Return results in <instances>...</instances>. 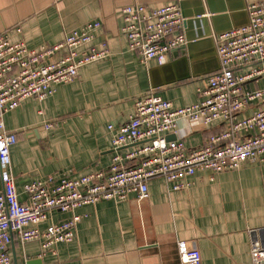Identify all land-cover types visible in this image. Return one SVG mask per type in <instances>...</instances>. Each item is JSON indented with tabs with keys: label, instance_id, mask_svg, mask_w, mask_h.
I'll list each match as a JSON object with an SVG mask.
<instances>
[{
	"label": "crops",
	"instance_id": "1",
	"mask_svg": "<svg viewBox=\"0 0 264 264\" xmlns=\"http://www.w3.org/2000/svg\"><path fill=\"white\" fill-rule=\"evenodd\" d=\"M261 1L0 0V34L6 33L12 42L40 49L99 22L91 47L110 51L109 58L81 68L74 82L56 86L52 97L27 99L4 115L7 130L18 134L11 170L20 200H27L25 187L36 180L106 171L115 155L116 134L108 125L114 123L117 129L127 123L137 99L152 92L176 108L198 103L204 79L220 69L209 34L247 24L248 5ZM137 4L182 8L188 43L168 54L163 64H144L129 49L122 9ZM47 124L52 127L46 129ZM220 130L218 124L206 128L180 119L167 138L183 139L189 149H197ZM140 146L129 144L118 152L125 156ZM190 181L188 189L173 191L158 177L149 182L143 201L131 195L121 203L101 201L79 208L76 213L87 217L79 223L75 240L59 245L58 255L44 254L36 241L21 245L14 238L13 264H180L179 240L196 247L203 264H252L253 234L257 232L264 244V163H246L215 175L197 172ZM69 217L55 211L41 229Z\"/></svg>",
	"mask_w": 264,
	"mask_h": 264
},
{
	"label": "built area",
	"instance_id": "2",
	"mask_svg": "<svg viewBox=\"0 0 264 264\" xmlns=\"http://www.w3.org/2000/svg\"><path fill=\"white\" fill-rule=\"evenodd\" d=\"M247 13V24L212 34L220 69L204 79L198 103L176 108L152 92L137 99L127 123L117 129L114 123L108 125L116 134L115 155L106 171L59 181L53 176L36 180L25 187L26 201L19 198L11 170V149L18 134L7 130L4 115L27 99L52 97L56 86L74 82L81 68L109 58L110 51L91 47L99 22L40 49L0 34V264H13L14 238L21 245L36 241L44 254L58 255L59 245L72 243L79 223L87 217L76 213L79 208L101 201L121 203L131 195L143 201L155 178H164L173 191H184L197 172L215 175L246 163H264V1L248 5ZM122 18L129 49L144 64L154 60L163 64L168 54L188 43L178 4L152 9L127 6ZM180 119L206 128L218 124L221 130L200 148L189 149L183 139L167 138L176 132ZM136 143L141 146L125 156L119 154L123 146ZM55 211L70 217L41 229ZM177 252L180 264H203L200 251L187 241H177ZM250 253L252 264H264V244L258 239L252 241Z\"/></svg>",
	"mask_w": 264,
	"mask_h": 264
},
{
	"label": "water",
	"instance_id": "3",
	"mask_svg": "<svg viewBox=\"0 0 264 264\" xmlns=\"http://www.w3.org/2000/svg\"><path fill=\"white\" fill-rule=\"evenodd\" d=\"M180 8H181V6H180ZM181 12H182V16H183V18H184V24H185V23L187 22V20L185 19V16H184V14H183L182 8H181ZM198 17H199V16H198ZM198 17H197V18H198ZM193 20L195 21V20H197V19H193ZM198 20L201 21L202 19H198ZM247 23H248V21H247ZM229 30H230V29H229ZM222 32H223V31H222ZM213 33H214V34H219V33H221V32H217V31H214V30H213V32L209 34V36H210V38H211L212 41H213V38H212L211 36H212ZM187 40H188V39H187ZM174 139H176V137H173V140H174ZM169 140H170V139H169ZM260 233H262V231H260ZM253 236H254L255 239H258V238H257V232L254 233Z\"/></svg>",
	"mask_w": 264,
	"mask_h": 264
}]
</instances>
